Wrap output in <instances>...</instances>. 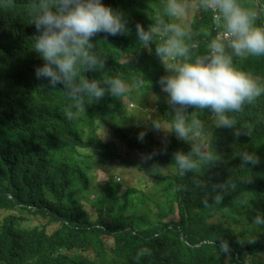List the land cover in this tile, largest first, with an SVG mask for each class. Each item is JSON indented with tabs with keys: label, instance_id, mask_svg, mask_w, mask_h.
<instances>
[{
	"label": "trees",
	"instance_id": "obj_1",
	"mask_svg": "<svg viewBox=\"0 0 264 264\" xmlns=\"http://www.w3.org/2000/svg\"><path fill=\"white\" fill-rule=\"evenodd\" d=\"M27 2L17 0L15 11L0 8V210L10 211L0 216V264H264V226L252 221L255 212L264 213V95L234 114L238 125H252L249 136L217 128L215 114L189 107V114L204 123L222 161L181 175L172 154L186 152L190 145L171 133L160 142L134 139L119 125L117 114L124 109L119 98H88L85 109L74 107L73 119H66L64 110L74 102L63 89L49 88L33 75L34 66L43 61L30 49L36 30L23 12ZM102 2L126 14L130 31L93 38L97 52L105 56V68L85 72L86 78L118 77L139 93H151L167 122L171 109L157 83L163 69L154 52L138 47L135 33L137 22L147 27L160 14L161 0ZM260 20L264 22V12ZM190 24L203 52L207 37L198 29L206 26L215 33L211 13L195 11ZM241 67L264 78V57H249ZM137 78L143 86L136 84ZM83 112L112 130L127 156L154 152L151 160L173 168L167 173L146 170L173 188V195L159 203L160 219L118 210L129 193L121 194L122 184L112 178L91 211L72 196L74 184L89 182L90 158L122 157L113 141L86 137ZM238 148L255 151L261 163L240 166L233 156ZM220 238L229 241L230 256L219 254Z\"/></svg>",
	"mask_w": 264,
	"mask_h": 264
},
{
	"label": "clouds",
	"instance_id": "obj_2",
	"mask_svg": "<svg viewBox=\"0 0 264 264\" xmlns=\"http://www.w3.org/2000/svg\"><path fill=\"white\" fill-rule=\"evenodd\" d=\"M16 7L17 0H0V8L15 11ZM190 8L211 13L215 33L206 26L198 29L207 37L203 52L194 40L197 31L191 24L180 22ZM23 12L36 30L30 36V49L43 61L34 66L33 75L45 80L49 88L63 89L71 98L74 104L65 108L66 119H73L74 107L85 109L88 98L94 101L105 95L120 98L129 92L128 84L121 78L85 76V72H101L105 68V56L97 52V41L93 40L98 33L129 34L128 17L123 11L102 0H28ZM262 12L264 0L252 3L161 0L160 14L147 27L139 22L135 24L138 47L154 52L163 69L157 83L171 109L167 122L153 114L155 109L139 117L143 127L137 133V140L142 142L150 128L171 133L189 144L188 151L176 150L172 154V162L181 175L222 161V156L207 139L204 123L195 114H189V107L215 114V127L232 129L234 136L251 133L252 125H238L234 114L264 95V78L241 67L249 57H264ZM136 84L143 86V80L137 78ZM96 137H106L101 122L100 134ZM233 156L239 158L242 167L261 163L260 156L253 150L238 148ZM252 221L264 226V213L255 212ZM216 248L219 254L231 255L226 239L220 238Z\"/></svg>",
	"mask_w": 264,
	"mask_h": 264
},
{
	"label": "rangeland",
	"instance_id": "obj_3",
	"mask_svg": "<svg viewBox=\"0 0 264 264\" xmlns=\"http://www.w3.org/2000/svg\"><path fill=\"white\" fill-rule=\"evenodd\" d=\"M194 0H189V3ZM194 10L191 8L188 13L180 18V22L190 24ZM129 92L120 97L119 100L124 104L123 112L117 114L119 125L122 129L128 132L134 139L137 140V133L143 127V123L139 117L145 115L149 110L152 112L155 109L154 115L161 116L157 112L156 105L154 103V96L146 93H139L135 91V87H129ZM83 116L86 119L85 135L86 137L95 141H113V149L117 147L121 158L108 159L103 156L95 155L90 158L88 162L89 167L87 172L89 175V182L87 184L77 183L74 184L71 194L80 197L85 202L87 210L94 209L95 204L101 195V189L104 188L105 182L112 178L121 185V194L128 192V202L121 199L122 205L118 210L125 215L141 216L142 218H148L150 220L157 221L160 219L159 215V203L162 200L170 198L173 195V188L169 183L164 180H158L153 176H149L146 170L160 171L167 173L172 171V167L166 165L156 159V161L148 159L143 156L126 155L124 143L115 136L112 130H106V137L101 139L96 137L100 134V124L93 121L87 113L83 112ZM98 125V126H96ZM139 125V126H138ZM170 136V133H165L163 130L147 129V134L144 140L152 138L156 141H165ZM209 133H207V138ZM126 156V157H124ZM219 165V162L214 163ZM127 202V203H125ZM165 206V205H164ZM9 210H0V216L8 215ZM94 215V216H93ZM92 217L96 218V213ZM162 217V216H161ZM35 218H33L34 220ZM264 259V253L260 255Z\"/></svg>",
	"mask_w": 264,
	"mask_h": 264
}]
</instances>
